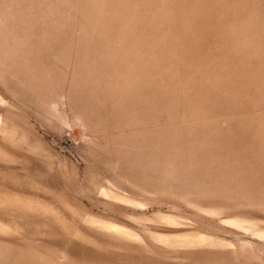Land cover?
Instances as JSON below:
<instances>
[{
	"label": "rangeland",
	"instance_id": "374dc122",
	"mask_svg": "<svg viewBox=\"0 0 264 264\" xmlns=\"http://www.w3.org/2000/svg\"><path fill=\"white\" fill-rule=\"evenodd\" d=\"M0 264H264V0H0Z\"/></svg>",
	"mask_w": 264,
	"mask_h": 264
}]
</instances>
